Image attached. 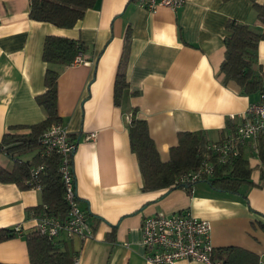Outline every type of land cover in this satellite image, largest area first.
Masks as SVG:
<instances>
[{
    "label": "crops",
    "instance_id": "1",
    "mask_svg": "<svg viewBox=\"0 0 264 264\" xmlns=\"http://www.w3.org/2000/svg\"><path fill=\"white\" fill-rule=\"evenodd\" d=\"M28 12L29 0H0V139L13 126L44 120L35 99L44 92L45 69L57 71L58 115L76 144L72 168L79 207L90 225L93 218L99 219L91 238H59L77 264H151L140 244L143 219L181 210L210 222L215 249L237 247L264 264V231L257 224H264V184L259 186L255 156H249L253 186L240 189L245 198L212 190L204 182L191 193L183 188L142 192L128 137L132 107L147 122L162 161L168 160L179 132L201 133L210 143L234 130L259 96H243L234 82H223L219 66L229 20L261 27L251 2L187 0L176 11L159 7L149 12L136 0H96L71 29L33 21ZM47 35L79 39L87 46L83 61L67 67L45 64L42 47ZM257 53L264 71V41ZM124 59L129 89L118 108L113 91ZM90 132L96 139L85 142L83 137ZM0 165L10 170L13 160L2 154ZM39 203V190L21 191L0 183V228L21 229L20 235L0 243V263L28 262L24 239L35 227L33 209Z\"/></svg>",
    "mask_w": 264,
    "mask_h": 264
},
{
    "label": "trees",
    "instance_id": "2",
    "mask_svg": "<svg viewBox=\"0 0 264 264\" xmlns=\"http://www.w3.org/2000/svg\"><path fill=\"white\" fill-rule=\"evenodd\" d=\"M249 1L261 27L250 26L233 19L226 23L227 34L223 40L224 55L219 73L224 77L223 82H234L239 87L241 95L259 96L264 89V71L258 63L257 53L259 43L264 41V2L259 4L256 0ZM95 2L96 0H29L28 17L57 28L71 29ZM86 51L87 46L79 39L47 35L43 42L42 60L48 65L67 67L76 62L78 56L81 55L83 58ZM123 57H126V53ZM125 61L126 59L121 62L114 83L113 103L118 108L122 106L123 95L129 89L124 71ZM58 77L57 71L45 69L44 92L35 99L45 113L44 120L32 125L13 126L1 137L0 156L2 154L9 156L13 160V165L10 170L0 165V183L13 184L21 191L39 190L40 203L34 207V215L46 212L63 219L68 206L64 200V186L58 171L60 157L56 153L44 155V147L40 143L43 133L50 126L61 123L57 110ZM128 137L131 152L137 159L142 178V192L183 188L187 193H191L197 183L204 182L212 190L242 196L240 190L242 186H253L251 181L253 168L250 166L249 156L258 159L259 186L264 184V135L258 137L255 145L248 147L250 150L248 156L245 155L243 148L230 162L220 163L217 155L207 148L209 141L203 134L179 132L176 145L169 149L168 160L162 161L149 135L147 122L137 117V108L132 107ZM27 154L33 155L29 159H23ZM206 166L211 167L209 173L203 172ZM39 167L42 169L34 175L33 170ZM199 173L197 179H191V176ZM187 176L188 179L181 180ZM98 222V218H93L90 225L93 233ZM257 224L264 231V224L261 222ZM114 231L113 226L108 235L111 241L114 240ZM15 237L13 228H0V243ZM24 240L28 254L26 264H76L77 257L60 239H48L33 228ZM212 257L223 261V264L258 263L256 255L232 246L214 249Z\"/></svg>",
    "mask_w": 264,
    "mask_h": 264
},
{
    "label": "built area",
    "instance_id": "3",
    "mask_svg": "<svg viewBox=\"0 0 264 264\" xmlns=\"http://www.w3.org/2000/svg\"><path fill=\"white\" fill-rule=\"evenodd\" d=\"M187 0H136L138 6L153 12L159 7L172 11L180 9ZM76 62H82L78 56ZM234 119V116L231 117ZM264 135V89L257 102L250 104L240 116L233 132L223 139L210 142L207 148L217 155L220 163H228L238 156L241 149L255 145L258 137ZM96 133H86L85 142H94ZM40 143L44 147L43 154L56 153L60 157L58 171L64 186V200L67 202V214L58 219L51 214L41 212L35 215V227L41 235L48 239H66L72 237L91 238L93 231L86 212L81 210L75 189L72 168V156L76 144L69 138L65 127L59 123L50 126L42 135ZM42 167L33 170L35 175ZM210 166L203 172L209 173ZM202 173V171H201ZM190 176V175H189ZM199 174L191 176L197 179ZM189 177L181 178L182 181ZM45 209V207L43 208ZM17 235L21 234L19 225L13 227ZM211 224L200 219L189 210H181L171 215L158 213L145 217L140 227V244L145 249L144 258L151 264H173L178 261L198 262L202 264H223L214 259V247L210 240ZM76 264L78 259L75 260Z\"/></svg>",
    "mask_w": 264,
    "mask_h": 264
}]
</instances>
